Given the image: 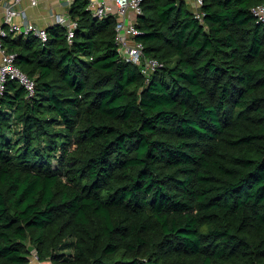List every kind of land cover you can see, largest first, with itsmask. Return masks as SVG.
Segmentation results:
<instances>
[{"label":"trees","instance_id":"trees-1","mask_svg":"<svg viewBox=\"0 0 264 264\" xmlns=\"http://www.w3.org/2000/svg\"><path fill=\"white\" fill-rule=\"evenodd\" d=\"M261 1L203 0L199 18L143 0L149 79L89 0L71 41L7 28L36 90L0 97V264H264Z\"/></svg>","mask_w":264,"mask_h":264},{"label":"built area","instance_id":"built-area-1","mask_svg":"<svg viewBox=\"0 0 264 264\" xmlns=\"http://www.w3.org/2000/svg\"><path fill=\"white\" fill-rule=\"evenodd\" d=\"M32 3H38L40 0H31ZM120 14L116 29V41L120 54L134 63L140 64L142 72L150 78L152 72L163 66V62L154 56H148L145 53V44L142 40L136 38L141 33L137 27L139 15L143 13V0H113ZM20 0L7 1L4 21L0 23V97L4 95L8 80L14 79L23 84L30 95H33L36 90V80L27 72L22 70L16 63V53L8 51L2 43L3 36L9 31L20 33H34L47 41L50 37L48 28L39 27L27 17L24 9L20 8L17 3ZM74 0L70 1L72 5ZM203 0H195L194 7L196 16L202 18L204 12L201 10ZM89 8L98 16H104L113 10V5L106 0H89ZM252 13L257 17L258 21L264 23V0L252 7ZM21 17V20H17ZM58 23L67 24L69 26V40L75 36L74 26L76 22L70 18L69 12L59 14L57 17ZM7 26V27H6ZM34 248V247H33ZM33 256L37 259L38 255L35 249H32Z\"/></svg>","mask_w":264,"mask_h":264},{"label":"crops","instance_id":"crops-1","mask_svg":"<svg viewBox=\"0 0 264 264\" xmlns=\"http://www.w3.org/2000/svg\"><path fill=\"white\" fill-rule=\"evenodd\" d=\"M7 1L11 0L0 1V23L4 21L5 18V3ZM70 1L71 0H40L38 3H32L31 0H20L17 5L26 11L27 17L30 21H32L39 27L48 28L58 23L57 17L59 14H65L69 12V8L71 6ZM106 1L113 5L112 12L117 15L118 19H120V14L114 1ZM193 2L192 4H194ZM17 20H21V17H17Z\"/></svg>","mask_w":264,"mask_h":264},{"label":"rangeland","instance_id":"rangeland-1","mask_svg":"<svg viewBox=\"0 0 264 264\" xmlns=\"http://www.w3.org/2000/svg\"><path fill=\"white\" fill-rule=\"evenodd\" d=\"M189 1H190V3L192 4V2H193L194 0H193V1H192V0H189ZM193 3H194V2H193ZM193 5H194V4H193ZM19 33H20V32H17V33H15V35L17 36ZM25 34L27 35V33H25ZM30 248H31V249H34L32 245L30 246ZM33 261H34V262L37 261V259H36L34 256H33Z\"/></svg>","mask_w":264,"mask_h":264},{"label":"water","instance_id":"water-1","mask_svg":"<svg viewBox=\"0 0 264 264\" xmlns=\"http://www.w3.org/2000/svg\"><path fill=\"white\" fill-rule=\"evenodd\" d=\"M0 1H2V0H0ZM23 34V33H22Z\"/></svg>","mask_w":264,"mask_h":264}]
</instances>
